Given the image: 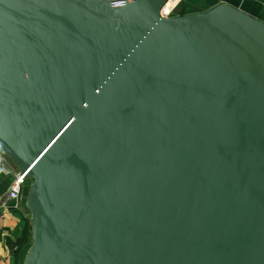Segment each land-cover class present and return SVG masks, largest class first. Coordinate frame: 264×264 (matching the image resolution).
I'll use <instances>...</instances> for the list:
<instances>
[{"label":"water","instance_id":"95a60500","mask_svg":"<svg viewBox=\"0 0 264 264\" xmlns=\"http://www.w3.org/2000/svg\"><path fill=\"white\" fill-rule=\"evenodd\" d=\"M169 1L0 0L22 264H264V21Z\"/></svg>","mask_w":264,"mask_h":264},{"label":"crops","instance_id":"0c3cea01","mask_svg":"<svg viewBox=\"0 0 264 264\" xmlns=\"http://www.w3.org/2000/svg\"><path fill=\"white\" fill-rule=\"evenodd\" d=\"M221 3L231 4L264 21V0H178L175 15L206 11ZM18 169L0 149V264H15V249L11 248L9 241L22 235L29 217L24 204L25 189L21 200L8 198L10 185ZM25 253L22 251L21 260Z\"/></svg>","mask_w":264,"mask_h":264},{"label":"built area","instance_id":"2783aa9c","mask_svg":"<svg viewBox=\"0 0 264 264\" xmlns=\"http://www.w3.org/2000/svg\"><path fill=\"white\" fill-rule=\"evenodd\" d=\"M176 6H168V3L162 8L161 15L168 17L175 15ZM28 180L27 173L22 172L20 169L13 177L12 183L8 191V198L14 201H19L23 197L24 186Z\"/></svg>","mask_w":264,"mask_h":264},{"label":"trees","instance_id":"16d2710c","mask_svg":"<svg viewBox=\"0 0 264 264\" xmlns=\"http://www.w3.org/2000/svg\"><path fill=\"white\" fill-rule=\"evenodd\" d=\"M32 241V230L30 217L27 218L26 226L21 236H18L14 241L10 240L9 245L15 249V264H22L21 253Z\"/></svg>","mask_w":264,"mask_h":264},{"label":"rangeland","instance_id":"374dc122","mask_svg":"<svg viewBox=\"0 0 264 264\" xmlns=\"http://www.w3.org/2000/svg\"><path fill=\"white\" fill-rule=\"evenodd\" d=\"M170 1H172V0H170ZM170 1H169V2H170ZM169 2H168V3H169ZM17 169H18V167H17ZM31 182H32L31 179L28 178V180H27V182H26V184H25V186H24V188H25V190H26V194H27V192H28V189H29V186H30ZM27 214H28V216L30 217V213L28 212ZM29 245H30V244H29ZM29 245H28V246H29ZM28 246L26 247L25 251L27 250Z\"/></svg>","mask_w":264,"mask_h":264},{"label":"bare ground","instance_id":"6f19581e","mask_svg":"<svg viewBox=\"0 0 264 264\" xmlns=\"http://www.w3.org/2000/svg\"><path fill=\"white\" fill-rule=\"evenodd\" d=\"M178 4V0H172L168 3V6H174Z\"/></svg>","mask_w":264,"mask_h":264}]
</instances>
